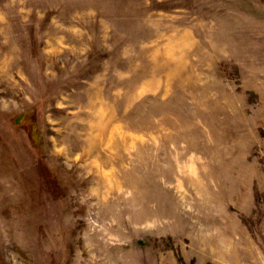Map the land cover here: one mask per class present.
<instances>
[{
	"label": "rangeland",
	"instance_id": "1",
	"mask_svg": "<svg viewBox=\"0 0 264 264\" xmlns=\"http://www.w3.org/2000/svg\"><path fill=\"white\" fill-rule=\"evenodd\" d=\"M0 264H264V0H0Z\"/></svg>",
	"mask_w": 264,
	"mask_h": 264
}]
</instances>
